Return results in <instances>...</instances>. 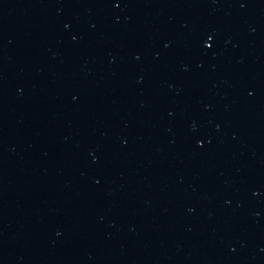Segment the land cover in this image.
<instances>
[{"label":"water","instance_id":"1","mask_svg":"<svg viewBox=\"0 0 264 264\" xmlns=\"http://www.w3.org/2000/svg\"><path fill=\"white\" fill-rule=\"evenodd\" d=\"M0 264H264V0H0Z\"/></svg>","mask_w":264,"mask_h":264}]
</instances>
